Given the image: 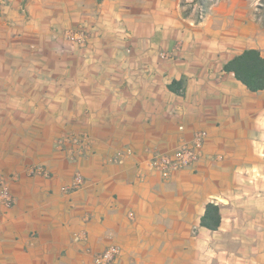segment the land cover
Listing matches in <instances>:
<instances>
[{
    "label": "crops",
    "instance_id": "1",
    "mask_svg": "<svg viewBox=\"0 0 264 264\" xmlns=\"http://www.w3.org/2000/svg\"><path fill=\"white\" fill-rule=\"evenodd\" d=\"M51 1L34 21L0 19V174L17 177L0 264H94L111 246L119 264H264V89L226 69L264 58L251 0L218 1L200 23L182 0ZM80 29L83 45L65 39ZM72 133L90 146L62 150ZM198 133L193 168L149 167ZM209 203L217 230L201 225Z\"/></svg>",
    "mask_w": 264,
    "mask_h": 264
},
{
    "label": "built area",
    "instance_id": "2",
    "mask_svg": "<svg viewBox=\"0 0 264 264\" xmlns=\"http://www.w3.org/2000/svg\"><path fill=\"white\" fill-rule=\"evenodd\" d=\"M183 129V127H181ZM206 134L198 133L191 142L179 145L171 154L156 153L149 160V167L160 173L164 179H169L174 173L191 169L201 158ZM131 153V150H128ZM118 160H122L119 154ZM30 175L47 176L48 172L44 166H36L30 170ZM16 176L6 177L0 174V216L4 209L15 205V198L10 191V182L16 180ZM84 186V178L78 174L75 176L71 192L78 191ZM80 241V237H77ZM122 251L117 246H111L94 256V264H119Z\"/></svg>",
    "mask_w": 264,
    "mask_h": 264
},
{
    "label": "trees",
    "instance_id": "3",
    "mask_svg": "<svg viewBox=\"0 0 264 264\" xmlns=\"http://www.w3.org/2000/svg\"><path fill=\"white\" fill-rule=\"evenodd\" d=\"M102 3L104 0H97ZM221 0H194L181 3L183 14L186 18L193 17L197 23L202 22L208 15L211 7ZM195 6L197 8L195 9ZM255 16L264 28V0H260L255 9ZM226 69L235 73L236 78L251 91L257 92L264 89V58L258 50H248L230 62ZM202 227L217 230L221 225V209L215 203L206 206V213L202 218Z\"/></svg>",
    "mask_w": 264,
    "mask_h": 264
},
{
    "label": "rangeland",
    "instance_id": "4",
    "mask_svg": "<svg viewBox=\"0 0 264 264\" xmlns=\"http://www.w3.org/2000/svg\"><path fill=\"white\" fill-rule=\"evenodd\" d=\"M183 1V0H182ZM187 2H193L194 0H186ZM260 0H251L254 9ZM182 3V2H181ZM41 5H56L51 0H0V19L6 22L14 23L22 21V23L36 20L34 13L37 12L38 7ZM197 6H195V9ZM20 36L21 34H16ZM65 39L71 43L84 44L86 42L87 33L84 29L69 30L64 35ZM68 134L63 140L59 141V146L70 151L82 150L90 146L91 140L89 135ZM78 175V174H77ZM85 183V180H84Z\"/></svg>",
    "mask_w": 264,
    "mask_h": 264
}]
</instances>
